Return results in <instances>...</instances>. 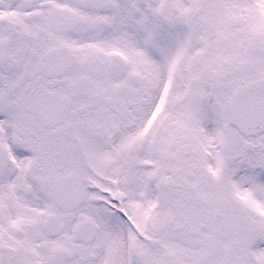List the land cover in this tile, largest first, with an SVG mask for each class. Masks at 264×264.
<instances>
[{"label": "snow or ice", "instance_id": "snow-or-ice-1", "mask_svg": "<svg viewBox=\"0 0 264 264\" xmlns=\"http://www.w3.org/2000/svg\"><path fill=\"white\" fill-rule=\"evenodd\" d=\"M0 264H264V0H0Z\"/></svg>", "mask_w": 264, "mask_h": 264}]
</instances>
